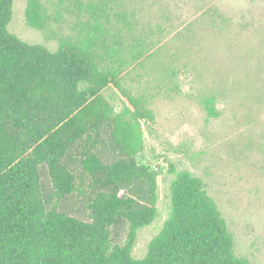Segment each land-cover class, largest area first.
Returning a JSON list of instances; mask_svg holds the SVG:
<instances>
[{
	"label": "rangeland",
	"instance_id": "rangeland-1",
	"mask_svg": "<svg viewBox=\"0 0 264 264\" xmlns=\"http://www.w3.org/2000/svg\"><path fill=\"white\" fill-rule=\"evenodd\" d=\"M37 1L40 19L31 21L29 0H14L11 34L53 52L85 47L88 26L96 27L89 5L101 0ZM106 11L108 33H96L88 49L102 73L117 71L120 79L109 77L80 114L105 139L89 138L96 135L90 127L72 145L68 166L76 181L62 197L49 165L39 164L46 207L90 221L92 205L109 190L81 174L89 156L109 169L102 178L121 177L116 164L147 169V178L135 175L113 191L153 201L154 220L134 228L119 216L110 227L111 243L131 247L141 260L172 215L176 174L187 171L205 182L236 254L264 264V0H118Z\"/></svg>",
	"mask_w": 264,
	"mask_h": 264
},
{
	"label": "trees",
	"instance_id": "trees-1",
	"mask_svg": "<svg viewBox=\"0 0 264 264\" xmlns=\"http://www.w3.org/2000/svg\"><path fill=\"white\" fill-rule=\"evenodd\" d=\"M108 1L118 2L90 3L96 27L88 26L85 47L65 45L53 52L11 34L7 26L14 0H0V264H250L236 254L234 237L205 182L187 171L176 174L172 215L141 260L131 257V247L111 243L110 227L119 216L134 228L154 220L153 201L113 191L135 175L147 178V169L116 164L114 172L122 176L102 178L109 169L96 155L89 156L78 166L81 174L94 178L87 181L91 185L109 190L92 205L90 221L46 207L39 164L49 165L60 197L71 192L76 176L68 166L70 149L90 127L99 128L83 125L80 114L109 79H120L117 71L102 73L88 49L96 33H108L103 26V15H110ZM41 11L37 0H29L31 21L39 20ZM209 109L214 112L213 102ZM93 132L89 138L105 139L104 132Z\"/></svg>",
	"mask_w": 264,
	"mask_h": 264
}]
</instances>
